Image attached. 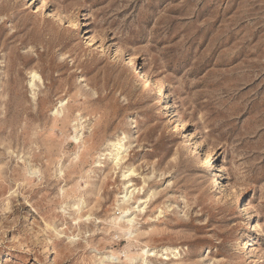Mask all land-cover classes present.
<instances>
[{"label": "rangeland", "instance_id": "obj_1", "mask_svg": "<svg viewBox=\"0 0 264 264\" xmlns=\"http://www.w3.org/2000/svg\"><path fill=\"white\" fill-rule=\"evenodd\" d=\"M0 264H264V0H0Z\"/></svg>", "mask_w": 264, "mask_h": 264}, {"label": "bare ground", "instance_id": "obj_2", "mask_svg": "<svg viewBox=\"0 0 264 264\" xmlns=\"http://www.w3.org/2000/svg\"><path fill=\"white\" fill-rule=\"evenodd\" d=\"M74 23H72L71 22V20L70 21H67V27L68 28H74ZM88 39H90L89 40V46H93V45H95L94 44V39L93 38H91V37H86L85 38V40H88ZM121 53V52H120ZM127 61H128V63H132L133 61H134V57L133 56H129L128 57V59H127ZM142 73V72H141ZM141 76L142 77H144L145 78V74H141ZM31 79H32V82H31V86H33V80H35V79H37V80H40L39 79V76L37 75V74H32V76H31ZM61 111V110H60ZM126 139V137L125 136H123L122 135V138H116L114 141H112V142H109L108 144H107V146L110 148V152L108 153V155H110V156H112L113 155V157H112V162L114 163V166H119V164L121 163V161L123 160V156H122V154L125 152V150H126V148H125V144H124V140ZM208 157H210V155L208 154ZM212 168V165H210L209 166V169H211ZM115 172V171H114ZM127 173V172H126ZM129 173V172H128ZM114 174V173H113ZM131 174H133V172H132V170H131V172L128 174V175H123V174H121L122 175V178H123V176H124V179H127ZM214 178H215V176H214ZM127 181V180H126ZM217 180H213V182L212 183H215ZM126 183V182H125ZM128 186L126 187V189H124L125 191V195L122 197V204H125L126 202H128V200L130 199V197L134 194V192H136V189H133V190H130L129 188H131V184H129V182H128V184H127ZM129 189V190H128ZM121 200V199H120ZM140 202H142V200L140 201ZM143 203H144V201H143ZM137 209H138V207H137ZM127 212H129V210H127V208H125V209H123L122 210V214H123V216H122V218H124V219H126L127 218V215H126V213ZM141 212V211H140ZM132 221H133V219H130V218H127L126 219V224H127V226H130L131 227V223H132ZM163 251L164 252H168V251H170L173 255L175 254V251H176V249H170V248H165V249H163ZM143 253H145L146 255H154L155 254V252L154 251H151V250H146V251H144ZM162 254V253H161ZM112 259H114L113 257H111Z\"/></svg>", "mask_w": 264, "mask_h": 264}]
</instances>
